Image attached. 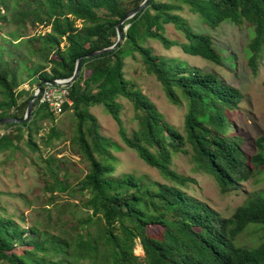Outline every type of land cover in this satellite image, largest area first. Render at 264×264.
<instances>
[{
    "label": "trees",
    "instance_id": "16d2710c",
    "mask_svg": "<svg viewBox=\"0 0 264 264\" xmlns=\"http://www.w3.org/2000/svg\"><path fill=\"white\" fill-rule=\"evenodd\" d=\"M143 1L0 0V31L3 24L15 26L0 35V119L24 117L34 93L33 80L38 85L39 81L70 78L80 57L112 46L119 20ZM180 2L210 29L225 22L249 26L248 66L257 73L264 50V0ZM180 9L170 2L151 0L144 11L123 25L129 27L122 45L85 59L79 78L68 87L70 102L63 106V113L72 111L76 118L72 144L90 166L79 182L80 192L86 195L82 206L91 212L83 220L85 233L69 241L36 226L24 228L0 214V260L7 264H82L83 260L90 264H140L133 251L135 241L140 240L143 264H264V190L251 194L225 218L182 189L194 184L193 179L170 169L173 154L188 155L196 170L213 176L224 193L239 190L254 170L264 171V132L253 142L256 153L247 158L242 148L244 138L233 133L228 116L239 108L241 91L216 73L192 67L185 60L159 57L145 46L147 39H154L166 49L179 46L185 54L222 64L212 38L197 33L185 18L174 14ZM29 24L50 30L29 37ZM167 24L181 32L186 42L166 38ZM24 48L39 62L28 67ZM135 53L161 83L171 103L184 101L183 133L125 77L124 61ZM22 67L28 72L29 90L19 89L23 82L16 74ZM120 98L130 101L134 110L137 128L131 134L121 119ZM94 106H102L118 124L123 143L173 185L139 181L132 173L114 176L116 160L110 150L119 147L100 133L98 120L89 112ZM56 117L37 100L29 122L0 126L5 131L14 130L0 133V152L19 148L23 139L32 150H38L34 139L43 121L52 123L47 139H60ZM61 171L59 165L56 170L50 168L54 182L46 189L52 194L51 203L56 189H68L59 179ZM19 220L25 222L23 216ZM148 225H160L162 230L150 234ZM249 231L259 234L258 239L250 246L238 245V238ZM17 246L22 248L20 253Z\"/></svg>",
    "mask_w": 264,
    "mask_h": 264
},
{
    "label": "rangeland",
    "instance_id": "374dc122",
    "mask_svg": "<svg viewBox=\"0 0 264 264\" xmlns=\"http://www.w3.org/2000/svg\"><path fill=\"white\" fill-rule=\"evenodd\" d=\"M156 1L181 6L180 10L174 11V14L185 18L197 33L207 34L212 38L213 46L219 53L222 64L217 65L200 57L185 54L179 46L166 49L154 39H147L145 46L152 48L153 53L159 57L185 60L192 67L204 72L216 73L228 84L241 91L243 100L239 108L228 116L232 123L233 133L244 138L242 148L246 157L250 158L256 153L253 147L254 140L264 132V50L258 63V71L253 74L248 66L247 51V45L252 36L251 28L246 25L237 27L225 22L216 29H210L180 0ZM2 26L3 30L0 31V35L3 36L15 29V26L11 24ZM164 28V35L170 41L186 42L183 34L177 31L172 24H167ZM47 30L50 29L29 24L26 33L30 37L38 32H47ZM23 50L26 52L22 53L28 67L39 62L37 56L27 54V48ZM134 55L127 57L124 61L125 77L132 82L136 90H139L155 105L170 125L183 133L186 114L184 101L179 105L171 103L161 83L147 72L141 57L137 53ZM7 58L5 55L3 60L6 61ZM46 71H49V68ZM16 75L17 80L23 82L19 89L29 90L27 70L22 67L17 70ZM36 82L33 80V89L37 88ZM120 101L123 106L121 119L127 132L131 134L137 128L134 110L127 99L120 98ZM89 112L98 120L100 133L119 147L118 150H110L116 160L114 176L132 173L139 181L173 185L158 170L145 164L134 150L129 149L123 143L118 124L103 110L102 106L91 107ZM41 124L42 129L34 139L38 150H32L27 145L26 139H23L19 143V148H9L0 152V206L3 210L0 214L11 217L24 228L36 226L38 230H47L50 234L73 241L78 238V234L85 233L87 226L83 224V220L91 214L82 206L86 195H83L79 189V182L88 173L90 166L87 160L78 155L72 144L77 124L72 111L56 117L55 124L61 134L60 139L49 141L47 134L52 123L43 121ZM5 132H14V130L5 131L1 127L0 133ZM57 165L62 167L59 179L67 185L68 189L65 192L56 189L55 199L51 203L52 194L46 186L54 182L50 168L56 170ZM170 169L179 175L193 179L194 184H189L182 189L208 204L225 218L231 217L251 194L264 190V171L254 170L253 176L241 183L239 190L224 193L213 176L196 170L188 155L173 154ZM21 216L25 218V222L19 220ZM147 230L150 234H158L162 228L160 225H148ZM258 237L259 234H252L249 231L240 236L237 243L244 247L250 246ZM21 250V247H16V252L20 253ZM133 251L140 258V264H143L144 252L140 240L135 241ZM81 263L90 264V261L83 260ZM0 264L7 263L0 260Z\"/></svg>",
    "mask_w": 264,
    "mask_h": 264
},
{
    "label": "water",
    "instance_id": "95a60500",
    "mask_svg": "<svg viewBox=\"0 0 264 264\" xmlns=\"http://www.w3.org/2000/svg\"><path fill=\"white\" fill-rule=\"evenodd\" d=\"M150 1L151 0H144L136 9L127 12L119 20V22L116 26L117 39H116V42L112 46L106 47V48H103L100 50L89 52V53L85 54L84 56L80 57L75 64L74 73L70 78L39 81L37 88H36V91L33 93L32 98L28 102L24 117L20 118V119L19 118H3V119H0V126L10 125V124H22V123L29 122L33 117L34 105H35L36 101L38 100V97H39V94L42 90L43 85L49 84V85L57 86V87H70L79 78V75H80L81 70H82L83 62L85 59L95 58V57H98L100 55L107 54V53H110V52L118 49L122 45V43L124 42V40H125L124 39V33L126 32L127 28L129 27V25H128L125 28H123V25L128 20L132 19L134 16H136L137 14L144 11L147 8Z\"/></svg>",
    "mask_w": 264,
    "mask_h": 264
},
{
    "label": "built area",
    "instance_id": "2783aa9c",
    "mask_svg": "<svg viewBox=\"0 0 264 264\" xmlns=\"http://www.w3.org/2000/svg\"><path fill=\"white\" fill-rule=\"evenodd\" d=\"M35 91L36 88L33 89V92ZM38 102L40 105L47 106L51 113L60 116L63 114V106L70 102L68 87H57L45 84L42 86Z\"/></svg>",
    "mask_w": 264,
    "mask_h": 264
}]
</instances>
